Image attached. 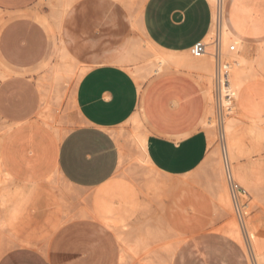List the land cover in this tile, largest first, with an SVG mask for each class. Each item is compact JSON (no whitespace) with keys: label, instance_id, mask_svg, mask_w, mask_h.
<instances>
[{"label":"crops","instance_id":"0c3cea01","mask_svg":"<svg viewBox=\"0 0 264 264\" xmlns=\"http://www.w3.org/2000/svg\"><path fill=\"white\" fill-rule=\"evenodd\" d=\"M37 1L0 0V10L18 11ZM43 1L50 6V24L65 28L63 16L74 0L64 8L61 19L62 1L53 0V5L52 0ZM211 20L209 0H145L140 14L134 22L129 19V23L132 28L137 23L140 29L136 30L157 50L184 55L196 42L208 40ZM223 21L232 39L238 42L237 56L247 62L256 59L264 50V0H225ZM56 32V42L66 47L70 42L67 31ZM128 39L112 48L106 58L94 61L79 78L74 90L78 126L62 134L45 122L22 118L3 128L0 165L12 180L9 187L20 191L15 197L16 205L20 206H16L19 210L16 219L32 200H36L37 218L49 212L45 210L44 195L38 196L49 180H57L61 191L72 194L65 198L70 203L69 209L56 212L60 220L53 215L57 222L46 241L36 246H15L1 255L0 264H119L121 243L115 230L98 215L104 202L108 203L109 191L103 190L114 180L123 153L129 150L133 161L134 156L145 161L141 165L134 161L146 170L144 192L158 194L147 176L150 167L153 178L162 180L169 188L168 218L173 216L172 208L177 205L178 199L173 194L185 183L181 177L211 161L208 134L202 127L207 97L197 73L170 64L149 77L141 93L126 65L117 63L124 55L123 43ZM46 65L51 64L43 66ZM245 66L250 68V64ZM236 104L243 118L230 132L229 146L241 160L256 158L264 154V78H247L237 91ZM135 115L143 122L140 130L146 136L143 151L129 140L123 141L131 128L128 121ZM101 194L107 198L102 199ZM119 198V201L110 199L113 203L109 200L116 211H121L117 207L121 206ZM97 207L98 210L101 207L99 211ZM108 215L106 218L110 219Z\"/></svg>","mask_w":264,"mask_h":264},{"label":"rangeland","instance_id":"374dc122","mask_svg":"<svg viewBox=\"0 0 264 264\" xmlns=\"http://www.w3.org/2000/svg\"><path fill=\"white\" fill-rule=\"evenodd\" d=\"M144 1L74 0L63 16L66 18L67 24L65 28H55L50 24L48 1L39 0L37 3H29L21 10L13 12L0 10V74L3 75L0 76V139L2 129L14 119L27 118L42 123L41 119L47 120L48 117L52 122L48 123L49 127L52 130L58 129L57 131L62 134H66L78 126L80 120L74 103L78 73L82 68H88L94 61L106 58L112 48L117 47L127 38L133 36L134 39L139 37L143 40L142 34L132 28L130 23L134 22L136 16L140 14ZM57 29L62 31L65 29L70 36L69 45L66 44V47L63 46V48L69 54L67 62H70L76 69L74 68L75 73L72 74V77L70 75L54 80L48 71V66L43 65L59 62L58 52L59 49H62V45L60 46V43L55 39ZM42 82H45L44 86ZM212 108L211 119H214L213 122H215L214 101ZM216 127L218 128V126ZM217 128L213 129L212 146L217 152L215 157L221 164ZM128 129L123 140L125 142L128 140L131 142L129 137L131 128ZM204 130L206 131V129ZM126 153H129V150ZM126 153H124L122 165L117 170L112 182L118 184L122 180L123 186L127 185L125 188L128 187L126 192L130 193L131 190H135L131 193L136 194L135 197L140 201L147 202L148 206L145 212L143 211L145 215L139 211L128 219L130 220L129 224L135 228L128 234L129 238L131 240L141 238L142 241L144 240V244L141 249L137 250V254L127 255L124 258L125 262H121L122 264H164V259L167 255L170 256V246L174 248V251L170 256L171 260L167 258L165 261L168 260V262L165 264H249L244 249L220 231V227L230 216L234 219L235 217L232 212L230 215L225 213L216 202V158L213 157L211 161L201 163L194 171L181 177L180 180L187 181L188 179L189 182L179 185L176 193L174 190L173 198L178 199L177 205L173 204V216L168 218L166 207L169 211L171 194L169 189L167 188L165 197H159L160 195L157 193L147 194L144 192L146 170L136 165L131 154ZM212 167L216 169L213 171ZM262 172L260 173L262 176L258 177L259 180L256 181L260 185L258 184V187L256 184L254 189V192L258 191L257 199L255 200L256 197L252 198L256 193L252 192L250 200L244 202L248 204L249 209L252 208V211L250 210V215L253 214L252 221L259 225L264 235V171ZM261 177H263L262 180H260ZM115 179L118 181L116 182ZM58 183L57 180H49L46 183L47 186L38 192V196L44 195L46 200L45 210L49 212L45 216L37 218L35 215L36 200H32L26 205L25 211L17 218L18 220L16 219L17 222L14 220L10 224L0 225V257L5 251L15 246H36L48 239L56 225V220H60L56 212L58 214V211L62 212L70 207L69 201H66L65 198L69 197L72 191L67 193L61 191ZM115 183L110 184L107 188L111 194L113 193L110 197L114 201L118 192L114 191L117 188L120 190L124 188H120L121 185L114 188ZM9 184V181L1 183L0 192L3 190L2 188L9 187ZM213 184H215V188L213 187L212 190ZM247 201L249 203L254 201L253 205L250 204L252 207ZM245 210L248 208L246 207ZM139 214L143 215L141 219ZM53 215L57 217L56 220ZM0 216H2L1 209ZM108 216L111 218L110 215ZM154 220H156L155 224H153ZM155 228L157 229L155 230ZM152 232L153 234H151ZM170 239L174 243L176 242L175 245ZM23 240L25 244L24 242L21 244ZM156 241L157 243L159 241L158 245ZM179 241L180 243H178ZM166 242L168 243L166 244ZM146 244L148 246H145ZM163 244L165 245L163 246ZM157 246L162 247L158 249ZM163 247L168 249H164L167 253L162 250ZM161 251L163 253H160Z\"/></svg>","mask_w":264,"mask_h":264},{"label":"bare ground","instance_id":"6f19581e","mask_svg":"<svg viewBox=\"0 0 264 264\" xmlns=\"http://www.w3.org/2000/svg\"><path fill=\"white\" fill-rule=\"evenodd\" d=\"M61 1H62L63 9L60 13V19L64 13V8H66L67 4L70 3L72 0H61ZM209 1L211 3L212 11H213V22H212L211 30L209 33V38L206 42H204L206 44V52L203 55L198 56V57H194L190 54V52L185 53L184 55H181V54L175 55V54H171V53H164V52L157 50L147 39L142 40L138 36H137L138 39L136 37H135L136 39H134V37L132 36V37H129L128 41L123 43L124 55L119 57V59L117 60L118 61L117 63L120 64V62H121V63L126 65V68L130 71V74H132V76H134L133 78L136 79L138 86H139V91L141 93L143 92L144 82L149 77H151L152 75L161 72L165 66H168V65L170 66V64H172L175 68L183 67V68H186V70L188 69L192 72L197 73V75H196L197 80H198V82L201 83V86L203 87V90H204L205 95L207 97V107H206L205 116L202 120V127L204 129H206V131H207L208 138H209V145L211 146V150L209 152L208 158L210 160H212L213 157L216 158L215 153H217V152L215 151V148L212 145H213V139H214L213 129L215 130V128H217L216 126H218L219 130L223 134L222 144L224 145V148H225V155L227 158L228 166L230 168V172H231L234 180L244 189V193L240 196V198L242 201H245V200H250V196H251L252 192H254V189L256 188V184H257V186L259 184V183H256V181H257L258 177L262 176L260 173L262 171H264V154H260L256 158H251V159H247V160L239 159L233 153V151L231 150V148L229 146V139L227 137V134H230V132L240 122V118H243V115L239 111L237 104H236L237 91H238L239 87L247 78H252V77L264 78V50L262 52H260V54L258 55V57L256 59H254L250 62H247L246 60L237 56L238 42L235 41L234 39H232V37L230 36V34H229L225 24H224V21H223V7H224L225 0H209ZM59 3H61V2H59ZM52 5H53V0H52ZM55 7H57L56 4H55ZM60 28H61V26H60ZM135 29H140V26L137 23H136ZM214 29L218 30V36H219V51H218V58L217 59L214 57V53L216 51L215 47L213 44H210V42H209L210 37L214 32ZM61 45H62V42H61ZM230 46L233 47L232 50H230ZM66 51L67 50H65V48H63V46H62V49L61 50L59 49V52H58L59 53V55H58L59 62L51 64L48 67L49 70L47 69L48 71H50L52 79H54V80L55 79L56 80L62 79L64 77H67L70 75L72 77L73 76L72 74L75 73L76 68L70 62H67L69 54H67L68 51L67 52ZM246 64H250V68H248V66H245ZM86 69L87 68H82L79 73L77 72L78 75L77 74L76 75H77L78 80L82 76V74L86 71ZM217 73H218V75L219 74L222 75V74L226 73L227 74V83H225V84L221 83L220 85L217 86V83H216ZM1 75L2 74H0V76ZM0 79H1V77H0ZM43 79L44 78H42V80ZM74 81H75V79H74ZM40 82H41V80H40ZM45 82H46V80H45ZM45 82H42V84ZM59 82H61V81H59ZM42 84H41V86H42ZM47 84H48V82H47ZM43 86H44V84H43ZM215 95H216V97H215ZM215 98H217L216 103H218V107L222 111L220 123H218L216 121L213 122L214 119L213 120L211 119V113L213 110L212 102L213 101L215 102ZM41 120L43 122H45L47 125L52 123L51 120L49 121L48 117H47L48 122H46L47 120L45 118H43ZM128 122L131 125L129 137H130L131 143H133L132 145L136 146V148H139L140 151H143L145 148V142H146L145 137L146 136L144 135V133H145L144 131L143 132L140 131V130H143L142 129L143 128L142 120L135 115ZM3 132H4V129H2V133ZM220 158H221V153H220ZM216 159H217V161H216ZM216 159H215V162H217V165H216L217 169L216 168L215 169L217 170V172L215 174H217L216 175L217 180H215V179L214 180L217 182V183H215L217 185H216V193L214 192L215 198L217 200L216 202H218V204H219L218 207H220L223 211H225V213L230 215L231 212L233 213V209H232L231 197H230V194H229V191L227 188V184L225 182V178L223 180L225 170H224L222 158H221V164H220V161L218 163L219 159L218 158H216ZM123 160H124V157H122L121 160H119L120 161L119 166L122 165ZM134 161L139 163V165L145 163V161L141 157H138V156H134ZM213 169H214V167H212V170ZM153 173H154L153 169H152V167H150L148 172H147V176H148L150 182H152L154 184L158 194L160 195L159 197H163L164 196V190L167 188L166 184L163 183L162 180L158 181L156 179V177L153 178V175H154ZM262 179H263V177H261L260 180H262ZM5 181H12V180L3 171V169L1 168V165H0V184L1 183L3 184ZM115 181L117 182L118 180L115 179ZM121 182H122V180H121ZM121 182L119 181L118 184H116L115 182H112L111 185H113L115 183L116 186L114 185L113 186L114 188L115 187L117 188L118 185H121V186H119L120 188L121 187L125 188L127 185L123 186L124 183L122 182L123 183L122 184ZM183 182L186 183L189 181L187 179V181L183 180ZM259 182H261V181H259ZM215 184H213L214 186H211V189L213 187L215 188ZM124 188L121 190L119 188H117L114 191V192L118 191L117 192L118 197L117 196L116 197L114 196V197H115V201L118 200V198L120 197L119 199L121 200V206H120V204H118V203H120V202H118L119 200L117 201L118 203L117 202H114V203H117L120 207L124 208V209H122L117 205V207L119 209H121V211L123 210L126 212V213L124 212V214H126V216H124L123 213H122L123 214L122 215L121 211L118 210L117 208H116L117 211L113 209V205L111 203H109L110 199L113 200L112 197L107 198L104 195H103L104 196L103 197L102 194H101L102 199L107 198L108 203L105 204V202H104L105 205L103 204V206H102L101 205L102 201L100 200L101 203L99 202V204H100L99 206L104 207V209H103L104 211L101 209L102 212L98 215L99 219L103 220L111 229L115 230L117 238L119 239V241L121 243V255H120V263L119 264H122L121 263L122 261L125 262L124 258L127 257V255L134 254V253L137 254V250L142 248V246L144 244V240L142 241L141 238L131 240L129 238L128 234L130 233V231H132L135 228L133 226H131V224H129L130 220H128V219L135 212H139V211L145 212V209L148 206V204L141 203V202H138L136 200V197H135L136 194L133 193L135 190L134 191L131 190V191H133L132 193H131V191H130V193H127L126 189L128 187L125 189ZM2 189L3 190L0 192V209L2 210V216H0L1 217L0 218V225L1 224L3 225L4 223L10 224L11 222H13L12 220L16 221V216H18V214H16V212L18 213V211H19V210H16V209H18V208H16V206L17 205L19 206V204L16 205L17 198H15V197H17L18 192H20L19 189H17V188L11 189L10 187H5ZM106 190H103V191H105V193H106L108 191V190L107 191ZM24 192H25L24 195H26L27 191H24ZM109 192L111 193V191H109ZM109 192H108V196L111 195V194L109 195ZM255 192H254L255 195L252 197L253 199H254V197L257 196L256 194H258V191H255ZM112 195H113V193H112ZM252 198H251V200H252ZM157 199H159V198H157ZM256 199H257V197L255 198V200ZM110 202L113 203V201H111V200H110ZM253 202H251V201H250V203L248 202L249 206H251L250 204H252ZM246 207L248 208L249 211L245 210V218H244L242 226L237 223L236 219H234L230 216L231 218L229 217L228 220L222 224V226L220 227V230H222L223 232L230 235L232 238H234L242 246V248L245 250V252L249 258L250 264H264V235H263V232L261 231L259 225L256 222L252 221L253 217L251 218V216L253 214L250 215L252 208L249 209L248 204H246ZM19 208H20V206H19ZM100 208L101 207H99V210H100ZM216 208H217V206H216ZM99 210L97 207V211H99ZM253 210H254V208H253ZM115 211L118 213L120 211V214L123 217L120 214L116 213ZM144 212H143V214H144ZM107 214H109V215L111 214L112 218H110V219L106 218ZM140 214H139V216H140ZM136 216H138V215L136 214ZM142 216H140V219ZM17 218H19V217H17ZM131 219H133V218H131ZM154 222H156V220L153 221V224H155ZM11 227H9V228H11ZM156 227H157V225H156ZM2 228H4V227H2ZM11 229H13V228H11ZM152 229H154V228H152ZM156 229L157 228H155V230ZM0 230H1V228H0ZM14 231H16V230H14ZM155 233L157 234V231H155ZM148 234H150V233H148ZM151 234H153V232ZM171 241L169 242L170 244H171ZM23 242L25 244L24 240L22 241L21 244H23ZM145 242H146V240H145ZM156 243H157V241H156ZM158 243H159V241H158ZM158 243H157V245H158ZM167 243L168 242H166V244ZM175 243L173 245H175ZM178 243H180V241ZM148 244H146L145 246H148ZM164 245L165 244H163V246ZM160 247H162V246H160ZM160 247H158V249H160ZM164 249H167V248L163 247V249H162L165 253H167ZM147 250H148V248H147ZM163 251H161L160 253H163ZM173 251H174V248H171V246H170V250H169L170 256H172ZM141 253H142V251H141ZM152 253H154V252H152ZM143 255H145V254H143ZM159 256H160V254H159ZM170 256L167 255L166 259L169 258L171 260ZM136 257H138V256H136ZM149 259H148V262H149ZM166 259H164V264H165V262H168V260L165 261ZM126 264H128V263H126ZM161 264H163V263H161Z\"/></svg>","mask_w":264,"mask_h":264},{"label":"built area","instance_id":"2783aa9c","mask_svg":"<svg viewBox=\"0 0 264 264\" xmlns=\"http://www.w3.org/2000/svg\"><path fill=\"white\" fill-rule=\"evenodd\" d=\"M212 23V20H211ZM210 44H213L215 47V53L214 57L217 59L218 58V51H219V36H218V30L214 29L213 34L210 37L209 40ZM233 47L230 46V50H232ZM206 52V44L203 42V40H200L196 42L191 48H190V53L194 57H198L203 55ZM216 83L217 86L220 85L221 83L225 84L227 83V74L224 73L222 75L216 76ZM217 94V93H216ZM216 97V95H215ZM217 98H215V120L216 122L220 123L221 121V110L218 107V103H216ZM217 136H218V141H219V147H220V153H221V158L224 166V178L225 182L227 184V188L231 197L232 201V209H233V214L234 217L239 225H243V221L245 218V208H246V203L241 200L240 196L244 193V189L234 180L230 168L228 166L227 158L225 155V148L224 145L222 144V137L223 134L217 128Z\"/></svg>","mask_w":264,"mask_h":264}]
</instances>
